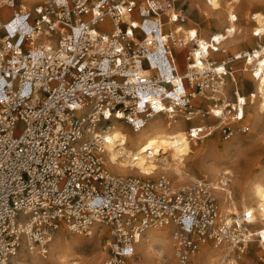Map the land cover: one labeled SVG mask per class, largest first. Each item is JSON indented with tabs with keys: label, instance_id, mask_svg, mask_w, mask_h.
Listing matches in <instances>:
<instances>
[{
	"label": "built area",
	"instance_id": "1",
	"mask_svg": "<svg viewBox=\"0 0 264 264\" xmlns=\"http://www.w3.org/2000/svg\"><path fill=\"white\" fill-rule=\"evenodd\" d=\"M179 1L0 3L11 10L0 18V264H18L22 239L46 257L62 223L79 234L108 224L105 264H126L139 235L167 224L176 264H193L210 242L240 252L252 238L264 243V228L250 227L251 212L220 219L206 180L174 187L165 176L118 175L103 163L114 120L134 129L157 116L180 121L199 142L250 130L245 114L254 93L230 98L224 80L237 60L258 78V66L246 63L257 48L215 58L227 34L202 38L186 25ZM176 25L188 28L183 44Z\"/></svg>",
	"mask_w": 264,
	"mask_h": 264
},
{
	"label": "bare ground",
	"instance_id": "2",
	"mask_svg": "<svg viewBox=\"0 0 264 264\" xmlns=\"http://www.w3.org/2000/svg\"><path fill=\"white\" fill-rule=\"evenodd\" d=\"M4 1L6 0H1L0 3ZM17 1H20L25 7H29L32 3L34 4V2L40 0H16V2ZM182 1L184 0H180L175 3V6H180ZM239 1L240 0H211L210 4H200V2L188 0V11L191 13L196 8L199 10V22L204 26L205 32L203 31V33H201L199 29L198 30L200 32L194 27L191 29L198 31L199 34L203 36H206H202V38H207L212 34L211 31L207 30L209 19L216 18L219 25L216 32L220 33L223 29L225 34H227V39L222 44V48L225 45L236 41L245 42L248 40H254L253 38L256 37L264 39V11L262 13L259 12L252 15V19H255L252 23L248 22V25L245 26L246 28L241 29L239 27L237 29L235 22H237L238 18L233 13V4L238 3ZM252 1L256 3L259 2L260 4L264 3V0ZM224 11H227L226 20L222 17ZM175 29L180 35L182 41L183 37L186 39L185 35L188 28L184 27V25H176ZM255 33H257V35ZM246 63H252L253 66L257 65L261 72V75L258 78L254 77L251 73L255 84V92L254 98H252V101H249V103L252 104V123L256 126L262 120V117H264V45L257 49V57ZM227 79L228 78L224 80L226 88L229 85L232 86V84H234L236 85L235 88H237V91H241V88L245 85L244 82L240 81L239 76L234 75V73L229 82H227ZM161 120L162 118L157 116L148 121L144 127L138 129H134L129 124L120 120H114L108 124L106 128L108 131L109 142L106 144V151L102 154V160L105 167L112 173L118 175L136 173L141 177H151L156 176L161 172H165L171 174L178 182L184 184L195 181L196 178L185 172L183 169L184 160L196 149V146H193V141L190 140L185 133L186 128L184 127V123H181L180 121H171L168 123L166 121L165 123ZM211 148L212 147L208 150H211ZM231 173L232 172L229 168L219 167L215 165V163L206 166L205 174L209 178L210 182L206 181L213 190L211 192L214 193L215 198L219 202L220 219L228 218L233 220L234 217L232 216L236 215L238 216H236L237 219H240L245 216L246 212H251L252 218L250 219L249 224L253 230H256L255 228L258 227L264 228V176L254 177L245 181L241 187L242 195L240 194V202H237L233 197L229 183ZM202 181L204 180H197L195 184ZM179 187L187 188L185 185ZM238 203L241 204L240 207L238 206ZM100 224L106 223L96 222L92 226V229L94 228L95 232L92 230L90 232L92 235L95 233L99 237V235L104 234L106 229H101ZM155 228L158 227H150V229H147V233L139 235L138 241L135 245L136 250L140 249V251H142V256L146 264H161L160 262L162 259L160 258V251L157 253L155 251V253L151 254L154 243H158L162 250L170 249L175 243V240H173L172 237V232L170 235V230L173 229L172 224L159 226L158 230H155ZM109 229L110 226L108 225V230ZM90 238L92 239V237ZM91 239L85 240L74 237L71 241H65L66 248L58 250L55 247L54 250H57L55 254L57 258L50 263L44 262L39 257L40 255L38 253L30 251L27 248L25 240L22 239V241H20V247L18 248L17 254L14 256V260L18 264H78V261L75 255L73 256L71 250L86 244V242L88 243ZM64 240H67L66 237L58 235L55 243H61ZM255 241V238H252L249 245L253 244ZM259 245L261 251H264V243L259 242ZM234 246L235 245L232 243H222L216 245L215 247H211V245H207L206 243L202 246V249H200V253L198 252V255H194L195 260H207L211 255L217 254L226 259V264H236L237 260L232 258V253L234 252L233 250L236 247ZM104 252L106 255L105 250ZM150 257H152V259ZM99 259L98 255H94L90 261H88V264H99ZM207 263L209 262L207 261Z\"/></svg>",
	"mask_w": 264,
	"mask_h": 264
},
{
	"label": "rangeland",
	"instance_id": "3",
	"mask_svg": "<svg viewBox=\"0 0 264 264\" xmlns=\"http://www.w3.org/2000/svg\"><path fill=\"white\" fill-rule=\"evenodd\" d=\"M1 1V0H0ZM32 1V0H31ZM200 2V4L207 3L205 0H193ZM35 3V2H34ZM259 3V2H258ZM252 0H240L238 3L233 4V13L237 16L238 20L236 23L237 29L240 27L241 29L246 28L245 26L248 25V22L252 23L254 19H252V15L255 13H262L264 11V3L258 4ZM33 4V3H32ZM31 4V5H32ZM208 4V3H207ZM18 7L24 6L21 4L20 1H17ZM180 8H184V13L187 15L189 21L187 22V26L197 28L203 33L204 26L199 22V10L196 8L191 13L188 11L189 4L188 0H184L181 2ZM197 10V11H196ZM11 14V10L7 7L2 8L0 10V18L5 19L9 17ZM223 15V16H222ZM221 16L226 20L227 19V11H224V14ZM247 17V18H246ZM249 19V20H248ZM207 26V30L211 31V33L217 31L218 20L216 18L209 19ZM198 30V31H199ZM199 31V32H200ZM223 31V29H222ZM205 32V31H204ZM251 34V32H250ZM201 35V34H200ZM203 35H201L202 37ZM206 37V36H203ZM254 40H248L245 42H233L231 44H227L223 47V50L215 53L214 56L217 59H226L230 58L234 53L240 52V51H248L252 48H260L264 45V39H260L259 37L253 38ZM180 61L182 62V65H184V53H181L179 56ZM234 66V75L239 76V79L241 82H244V87L241 88V91H237L236 85L232 84V86H228L226 88L227 90V96L230 98H235L237 95H246L248 96L251 92H255V84L253 82V78L251 76V73L249 71H244L245 67L247 66L244 62V60H237L233 62ZM244 69V70H243ZM184 70V67L182 68V71ZM236 73V74H235ZM230 77L227 79V82L230 81ZM234 85V87H233ZM252 101V100H251ZM249 103V102H248ZM251 106L252 104L249 103L246 109V116H245V124H248L250 126V130L248 133H238L236 136L229 140H223L217 135H213L209 137L208 139H205L202 142H197L195 140H192L193 146H196L195 151L186 157L184 160V166L183 169L185 172L193 175L196 180L192 181L188 184H184L181 182H178L177 179L172 177L171 174L161 172L156 176L151 177H142L143 179L151 180L152 182L158 181L163 176L167 177L173 184L174 187H179L182 185H185L187 188L193 187L197 180H207L209 181V178L207 177L206 173V166L209 164H214L219 167L229 168L231 170V177H230V186L233 193V197L237 202H240V194L242 195V185L245 181L250 180L254 177L264 176V117H262V120L258 123V125H254L252 123V116H251ZM163 122L166 123V119L162 118ZM128 127V126H126ZM129 128V127H128ZM212 140V141H211ZM216 141V142H214ZM211 142V143H210ZM210 147L211 150H208ZM215 147V148H214ZM215 150V151H214ZM213 151V152H212ZM210 155V157H209ZM208 162V163H207ZM205 167V168H204ZM108 169V168H107ZM205 171V172H204ZM132 175H138L136 173H133ZM139 176V175H138ZM178 178V177H177ZM211 191H213L211 189ZM213 197L215 198L214 193L212 192ZM215 201L218 204L219 211H220V205L218 200L215 198ZM238 206L240 207L241 204L238 203ZM237 216V215H236ZM236 216H232L234 218H237ZM101 229L104 228L105 232L104 234L96 235L93 233L89 234H79L72 230H70L65 223H62L59 228L55 231L53 238L51 239L49 245H48V253L46 257L39 256L44 262L50 263L54 260H56V251L54 250L55 247L59 249L66 248V242L68 240H72L75 238H82L85 240L92 239L86 242V244L76 247L72 249L73 256L75 255L78 264H88V261L94 256H99V264H105V252L103 249L104 241L106 237H109L110 229L108 230L107 224H100ZM251 227V226H250ZM159 228V227H158ZM158 228H155V230H158ZM263 227L255 228L256 230L261 229ZM150 229V228H149ZM154 229V228H151ZM93 232H95V229H92ZM148 230L145 232L147 233ZM172 229L170 230L171 235ZM109 233V234H108ZM144 233V234H145ZM58 235H62L63 237H66L67 240H64L62 242L64 243H55L56 238ZM66 235V236H65ZM94 236V237H93ZM72 237V238H71ZM98 237V238H97ZM95 238V239H94ZM94 239V240H93ZM98 240V241H97ZM255 242L251 245L248 244V247L245 251L240 252L235 246V249L233 250L234 254L232 253V258L237 260L236 264H264V251L260 249L259 245V239L255 238ZM57 245V246H55ZM95 245V246H94ZM158 243H154L152 246V253H156L160 251L161 253V264H176L175 257H174V246H172L170 249L162 250L160 245L158 246ZM205 245V244H203ZM201 245L199 249L196 251L195 254H197L200 249H202ZM207 245H211V247H215L216 245L212 242L207 243ZM159 253V254H160ZM200 253V252H199ZM102 256H101V255ZM195 254L192 255V262L193 264H226V259L222 258L221 255H211L207 260L201 259L195 260ZM198 255V254H197ZM55 257V258H54ZM152 259V257H150ZM53 259V260H52ZM211 259V260H210ZM223 259V260H222ZM207 261L209 263H207ZM228 261V260H227ZM222 262V263H221ZM126 264H146L144 261V258L142 256V251L140 249H135V252L133 256H131ZM153 264V263H148Z\"/></svg>",
	"mask_w": 264,
	"mask_h": 264
}]
</instances>
